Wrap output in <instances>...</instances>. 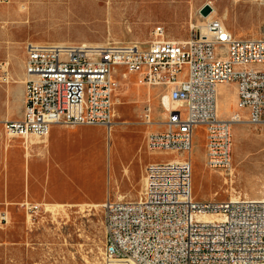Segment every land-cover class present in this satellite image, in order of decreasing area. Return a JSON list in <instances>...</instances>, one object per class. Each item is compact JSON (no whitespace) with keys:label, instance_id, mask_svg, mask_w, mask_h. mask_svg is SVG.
I'll return each mask as SVG.
<instances>
[{"label":"built area","instance_id":"2783aa9c","mask_svg":"<svg viewBox=\"0 0 264 264\" xmlns=\"http://www.w3.org/2000/svg\"><path fill=\"white\" fill-rule=\"evenodd\" d=\"M203 28L192 27L187 39L177 40L165 38L157 24L146 45H24L22 114L1 120L9 137H44L54 123L109 130L117 66L137 72L148 85L167 87L176 102L162 121H153L150 104L144 106L145 122L158 125L147 132L145 146L184 156L147 162L136 198L107 197L99 205L107 257L137 264L264 262V198L194 199L190 155L194 128L202 125L205 166L230 171L232 125L243 118L240 111L248 123L264 126V36L236 37L218 18L207 19ZM6 67L0 61V73ZM221 83L235 86L237 110L228 117L217 111ZM26 206L35 211L40 205ZM204 212L217 217L205 220ZM6 218L0 212V220Z\"/></svg>","mask_w":264,"mask_h":264},{"label":"rangeland","instance_id":"374dc122","mask_svg":"<svg viewBox=\"0 0 264 264\" xmlns=\"http://www.w3.org/2000/svg\"><path fill=\"white\" fill-rule=\"evenodd\" d=\"M20 2L27 7L20 8ZM205 3L214 5L216 15L211 18L222 19L234 36H264V0H98V6L105 8L101 17L91 18V12L79 8V16L63 20L58 17L59 20L51 24L47 22L59 9L56 0H0V61L7 62L6 70L0 73V114L10 117L21 110L22 66L27 42L146 45L157 24L163 25L165 38L184 40L191 34L192 27L199 28L198 21L207 20L199 12ZM17 8V12L13 11ZM114 77L121 85L113 94L111 129L108 132L105 127H89L84 131L90 138L104 140L103 157L97 170L88 177L70 179L66 191L58 193L60 201L42 200L63 203L64 210L59 208L52 212L42 201L30 197L20 203H9L6 220H0V264H106L107 260L118 258L104 253L101 207L86 204L88 201L101 204L106 200L101 198L108 191L110 197L122 195L123 198L125 194L124 198L134 199L141 190L147 162H165L184 156L171 151H148L145 146V136L152 126L145 122L144 106L150 104L153 121H162L165 109L161 96L164 93L159 101L158 97L154 101L153 96L149 100L147 94L154 95L158 88L139 84L138 73L121 66L116 67ZM218 97L220 115L237 110L232 83L219 86ZM244 111L239 112L242 117H246ZM3 119L0 117L2 129ZM157 126H153L154 129ZM243 135H247V140L241 146L234 138ZM20 138L9 141V153L17 161H22ZM204 143V128L197 125L191 149L194 199L220 201L238 195L264 198V126L247 121L233 123L230 171H213L205 166ZM33 160L30 157V165ZM30 204L40 206L30 211L26 208ZM5 207L0 204V212H4L1 209Z\"/></svg>","mask_w":264,"mask_h":264},{"label":"crops","instance_id":"0c3cea01","mask_svg":"<svg viewBox=\"0 0 264 264\" xmlns=\"http://www.w3.org/2000/svg\"><path fill=\"white\" fill-rule=\"evenodd\" d=\"M18 10L19 8L13 11L17 12ZM23 77L24 68L22 66V79ZM22 79L21 97L23 94ZM13 81L16 80L13 79ZM139 84L145 85L147 88L151 87V89L158 88V91L154 95H149L150 92L147 94L146 98L149 100L153 96L154 101L157 97L159 101L160 95L162 93L167 94L168 92V88L164 86ZM223 84H219L218 87ZM233 91L235 93L236 103L234 84ZM22 109L23 102L20 112L12 114L10 117L9 114H5V116L0 114V117L2 119L18 118L22 114ZM166 116L167 111L163 115V118L165 119ZM228 116L226 114L223 117ZM151 126V128H154L153 126L156 125ZM89 127L99 129L105 127L108 132L110 130L102 124L64 125L54 123L50 126L47 135L44 137H32V140L29 139L26 142L17 136H7L2 126H0V204L6 205L1 210L7 216V205L9 203L16 201L20 203L26 201L28 197L34 198L37 202L42 200L60 201L61 196L58 193L66 191L67 183L70 179L73 177H88L92 171L97 170L103 157L104 140L97 137L90 138L85 134L84 131ZM14 138H20L22 140V161L13 159L9 153V141ZM25 143H27V146H25ZM30 157L34 159L32 165H30ZM107 197H110L109 191L101 199L105 200ZM123 197H125V194H123ZM111 198L115 199V197ZM20 199L22 200L18 201Z\"/></svg>","mask_w":264,"mask_h":264},{"label":"bare ground","instance_id":"6f19581e","mask_svg":"<svg viewBox=\"0 0 264 264\" xmlns=\"http://www.w3.org/2000/svg\"><path fill=\"white\" fill-rule=\"evenodd\" d=\"M56 2H57L58 7H59V9H57L58 10L57 15H54L53 18L49 22H47V24L54 23L57 20H59V18H61L63 20L64 18H73L74 16H79L80 13L77 12V10L79 8L80 9L84 8V10H88L87 12H91V14L89 15L91 18L92 17H101L102 15H104V12H105V10H104L105 8L98 6V0H87L86 3H82L83 2L82 1V2H80V4H77V3L73 2L72 0H56ZM26 5L27 4H24L22 2L19 3L20 8H25V7H27ZM209 5L212 7V10L207 15H201L203 17V19H210L212 16L216 15V10L214 8V5H212L210 3H209ZM220 20L222 21V19H220ZM204 24H205V22H202L201 20L198 21V26L201 28V30L204 29L203 28ZM73 42L74 41H72V42L71 41L70 42L61 41V42H58V44L68 46V45H74ZM99 43L91 44V43L81 42V44L86 45V46H101L102 44H99ZM138 82L146 84L140 79H138ZM120 85L121 84L118 82V86L116 87L115 90L119 89ZM161 102L164 103V109H165L164 114L166 113V109L176 106V102L170 101L166 94H163L161 96ZM217 111L219 114L221 113V106H220L219 97H217ZM235 112H236V110L228 112V115H231ZM243 118H241L239 120V122L247 121V119L245 117H243ZM111 126H112V124H111ZM111 126H110V129H111ZM104 134H106V132ZM108 139H109V137H108ZM30 140H32V137L30 138ZM246 140H247V135H243V136L239 137L238 139L234 138V141H237V143L241 144V146H244ZM27 141H29V140H27ZM25 146H27V143H25ZM190 155H191V153H190ZM221 176H223V175H221ZM121 197H122V195L119 196V198H121ZM230 199L234 200V199H238V197L237 196H231ZM259 199H261V198H259ZM259 199L256 198L254 200H259ZM41 204L45 205V208H49V209L53 210L52 212H54V210H57L59 208L64 210V207H65L64 204L60 203V202L49 203V202L42 201ZM99 205H100V203L98 201H88V203L86 204V206H88V207H98ZM59 214H60V211H59ZM201 217L205 220H211L213 218H216L217 215L214 212H208V213L204 212V213H201ZM106 264H137V263H135L133 260H131L129 258H112V259L107 260ZM260 264H264V262H262Z\"/></svg>","mask_w":264,"mask_h":264},{"label":"water","instance_id":"95a60500","mask_svg":"<svg viewBox=\"0 0 264 264\" xmlns=\"http://www.w3.org/2000/svg\"><path fill=\"white\" fill-rule=\"evenodd\" d=\"M211 10V7L209 6V4L205 3L202 5V7L200 8V12L203 14V15H206L210 12Z\"/></svg>","mask_w":264,"mask_h":264}]
</instances>
